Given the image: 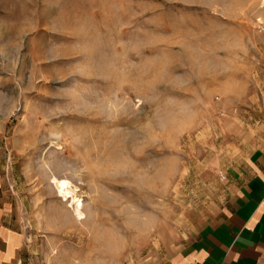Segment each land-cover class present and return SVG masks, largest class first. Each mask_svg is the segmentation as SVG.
Listing matches in <instances>:
<instances>
[{
	"label": "rangeland",
	"instance_id": "1",
	"mask_svg": "<svg viewBox=\"0 0 264 264\" xmlns=\"http://www.w3.org/2000/svg\"><path fill=\"white\" fill-rule=\"evenodd\" d=\"M263 144L264 0H0V212L30 264L161 261Z\"/></svg>",
	"mask_w": 264,
	"mask_h": 264
},
{
	"label": "crops",
	"instance_id": "2",
	"mask_svg": "<svg viewBox=\"0 0 264 264\" xmlns=\"http://www.w3.org/2000/svg\"><path fill=\"white\" fill-rule=\"evenodd\" d=\"M225 160L214 206L188 220L155 264H264V144L246 154L231 149ZM14 215L0 212V264H30L25 225Z\"/></svg>",
	"mask_w": 264,
	"mask_h": 264
},
{
	"label": "bare ground",
	"instance_id": "3",
	"mask_svg": "<svg viewBox=\"0 0 264 264\" xmlns=\"http://www.w3.org/2000/svg\"><path fill=\"white\" fill-rule=\"evenodd\" d=\"M53 182L56 184L57 190L61 197L65 201L71 203L74 206L75 211L80 219L84 218V213L82 212L83 201L79 198L75 191L71 188V182L66 179L53 178Z\"/></svg>",
	"mask_w": 264,
	"mask_h": 264
}]
</instances>
